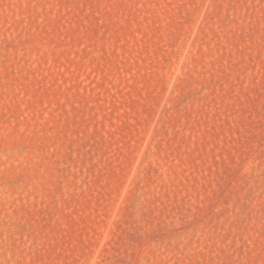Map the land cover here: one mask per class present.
<instances>
[{
	"label": "rangeland",
	"instance_id": "obj_1",
	"mask_svg": "<svg viewBox=\"0 0 264 264\" xmlns=\"http://www.w3.org/2000/svg\"><path fill=\"white\" fill-rule=\"evenodd\" d=\"M0 264H264V0H0Z\"/></svg>",
	"mask_w": 264,
	"mask_h": 264
}]
</instances>
